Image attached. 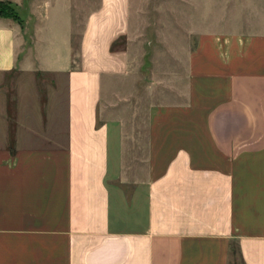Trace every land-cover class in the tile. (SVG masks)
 Segmentation results:
<instances>
[{"label":"crops","instance_id":"0c3cea01","mask_svg":"<svg viewBox=\"0 0 264 264\" xmlns=\"http://www.w3.org/2000/svg\"><path fill=\"white\" fill-rule=\"evenodd\" d=\"M0 1V264H264V0Z\"/></svg>","mask_w":264,"mask_h":264},{"label":"rangeland","instance_id":"374dc122","mask_svg":"<svg viewBox=\"0 0 264 264\" xmlns=\"http://www.w3.org/2000/svg\"><path fill=\"white\" fill-rule=\"evenodd\" d=\"M202 0H180L179 3H175L174 6L176 5L177 12L176 14H171L172 18L174 19L173 22H177V30L173 31L177 33L178 38L180 37V34L182 31L184 32L183 29H185L187 26H192V25H199L203 18H206L207 15H204V12L202 11L203 8L200 5ZM210 16H217V15H211ZM243 17L247 18L249 15L248 14H243ZM223 17L229 19L231 15L225 14ZM196 31V30H195ZM198 32V31H196ZM197 35H194V48L196 50L197 48ZM147 39L152 40V45L147 46L146 49V64H148V57H149V51L153 47V39H154V31L152 29L147 30ZM120 42H117V45H119ZM114 46V47H115ZM147 71V69H146ZM26 77L23 75H18V74H13L7 77L5 83L2 86L3 92L6 93V98L8 99V104L6 107L13 102L15 104L18 102V107H19V119L21 120L23 125H17L16 122L14 121L13 116L10 117V111H4V114L6 112L9 114V119L11 121L10 127L8 126V133L13 135L15 133V130L18 129L19 133H32V134H37L40 132L38 123L40 121L39 117V112L38 108L36 107V100L41 102V98L45 97L43 96L44 92L47 91V85L44 83L42 78H39L36 84L33 85V89L35 91L39 92V96L35 97L34 91L32 87L25 85ZM43 118L44 116L41 115ZM28 122H33L35 123L34 125H27L26 123ZM19 123V122H18ZM27 125V126H26ZM4 132V131H3ZM5 133V132H4ZM27 144L28 147H33V146H41V143L39 142H34V143H25ZM234 264H239L238 261H236Z\"/></svg>","mask_w":264,"mask_h":264},{"label":"trees","instance_id":"16d2710c","mask_svg":"<svg viewBox=\"0 0 264 264\" xmlns=\"http://www.w3.org/2000/svg\"><path fill=\"white\" fill-rule=\"evenodd\" d=\"M0 15L20 20L17 12V6L11 2L0 1Z\"/></svg>","mask_w":264,"mask_h":264}]
</instances>
